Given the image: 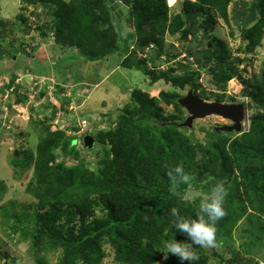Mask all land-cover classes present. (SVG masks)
<instances>
[{
    "label": "trees",
    "instance_id": "trees-1",
    "mask_svg": "<svg viewBox=\"0 0 264 264\" xmlns=\"http://www.w3.org/2000/svg\"><path fill=\"white\" fill-rule=\"evenodd\" d=\"M18 1L23 10L33 9L28 16L17 15L21 21L18 27L24 34L29 33L32 25L28 21L34 18L33 29L40 34L41 42L51 37L56 52H71L74 48L77 56L89 61L122 52V66L143 72L150 83L162 80L176 87L189 86L195 96L204 99L210 96L204 90L198 92L201 70L206 69L210 84L222 91L229 79L241 77L236 64L241 59L230 60L228 43L213 33L219 19L230 26L231 0H181L180 10L173 15L166 0H125L133 28V34L125 39L111 25L112 17L117 19L118 13L107 0ZM242 3L238 13L242 25L254 21L240 29L246 44L237 50L253 52L264 39V0ZM165 34H178L181 44L165 48ZM131 36L135 40L130 46L127 40ZM23 47L22 43L18 49L27 53ZM32 47L37 49L36 44ZM5 52L12 57L17 49ZM5 52L0 50V57ZM182 53L186 62H172L165 69L158 67ZM161 54L165 55L163 60ZM14 81L15 74L11 72L0 94H5ZM18 88L13 90L16 95L9 105L26 102L28 96L18 93ZM244 93L253 105L263 108L250 117L248 129L240 128L233 137L208 133L206 141L201 142L184 134L177 124L184 119L178 93H159L161 101L174 107L173 112L165 114L157 98L138 88L132 90L129 102L111 124L91 134L101 146L94 167L80 158L76 137L66 135L65 130H51L49 123L40 124L35 150H21L19 156L13 155L16 166L33 164L26 191L36 200L34 227L23 224L18 228L27 230L37 253L58 252L55 264H102L107 256L106 245L112 250L115 264H155L164 259L163 253L155 250L163 249L162 240H187L185 235L175 233L172 210L183 217H194L204 200L201 195L185 199L189 184H176L169 179L168 170L182 165L185 172L196 173L194 185L198 181L207 198L217 183L227 189V215L216 225L217 246L230 240L242 219L249 222V228L242 231L247 235L242 241V253L225 264H234L241 257L260 264L255 259L260 251L264 256V71L246 82ZM211 96L217 102L226 97L224 93ZM69 101L63 100V112ZM56 107L50 118L55 117ZM72 129L77 130L78 126ZM58 149L61 160L57 159ZM84 150L95 152L93 148ZM69 155L73 156L71 164L67 161ZM145 238L148 245L142 244ZM203 258L198 264L201 259L206 261ZM37 259L47 264L42 257ZM165 264L181 261L169 254Z\"/></svg>",
    "mask_w": 264,
    "mask_h": 264
},
{
    "label": "rangeland",
    "instance_id": "rangeland-1",
    "mask_svg": "<svg viewBox=\"0 0 264 264\" xmlns=\"http://www.w3.org/2000/svg\"><path fill=\"white\" fill-rule=\"evenodd\" d=\"M242 2L243 0H231L229 5L230 26L219 19L213 29V33L218 38L228 43L232 55L230 60H234L235 57L241 59L236 62L241 71V77L234 76L229 79L222 91L210 84V76L206 69L201 70L199 79L201 87L198 92L204 90L206 96H210V99L199 97L205 101H215L211 94L224 93L226 97L221 103L243 104L241 130H246L249 127L250 117L256 111L263 110L261 106L251 103L250 97L245 96L244 88L248 80L263 74L264 39L253 52L237 50L238 47H244L246 44L241 39L240 29L243 26H249L254 21L251 20L247 25H242L238 15L243 8ZM166 3L170 7L171 15L180 10L181 0H174L172 5L168 3V0ZM32 10V8L23 10L18 0H0V22H2L0 23V50L5 52L17 49L16 56L5 55L7 54L5 52L0 57V88L3 84H7L11 72L15 74L13 86L6 89L5 94H0V264H42L38 261V257H42L47 264L57 262L58 252H38V254L27 230L23 231L18 228L23 224H27L29 228L34 227L36 200L26 191V186L32 177L33 164L29 167L16 166L13 155L19 156L18 152L21 150H35L40 137L41 126L38 127L40 124L49 123L51 130H65L66 135L76 137L78 142H75V147L80 158L94 167L101 153V146L95 143L93 147L95 152H88L82 146L83 137L81 136L89 131L94 135L97 129L108 127L118 115L119 110L129 102L132 90L138 88L148 92L149 96L157 98L165 114L173 112L174 107L159 99V93L162 90L178 93L181 96L179 98L192 92L189 86L176 87L162 80L150 83L149 78L143 72L122 66V52H114L98 61L84 60L82 56H77L74 48L71 52L64 50L56 52L52 47L50 37L41 42L40 34L33 29L35 28L33 18L28 21L32 25L29 33L24 34L23 29L18 27L17 24L21 21L17 15L28 16ZM127 11L128 6L125 10H121L117 19L112 17L111 20V25L119 32L122 39L133 34ZM200 34L198 37L201 36ZM178 36V34L173 36L165 34V48L178 47L181 44ZM131 37L127 40L130 46L135 40L134 36ZM22 43L27 53L18 49ZM32 44H36V48L39 49L33 50ZM41 46H45V49L40 48ZM45 50H48V57ZM56 53L59 54L58 57ZM182 54L169 63H160L158 67L165 69L172 62L173 64L178 61L186 62ZM160 58L163 60L165 55L161 54ZM17 86L19 87L17 92L26 94L27 100L25 103L14 102L9 105L15 98L16 94L13 90ZM67 98L70 101L65 105L66 110L63 112L62 102ZM54 106H57L58 110L55 117L50 118ZM183 115L184 119L177 123L180 130L201 142L206 141L208 133L230 134L231 137L237 133L233 122L221 115L209 113L193 117L184 107ZM84 118L87 119L86 131L75 135L72 128L79 126ZM56 155L57 159L61 160L62 154L59 149ZM72 160V155L67 156L69 164ZM186 173L191 175L193 180L184 192V198L192 200L201 195L204 200L207 199L208 195L204 192L202 185L198 181L197 185H194L193 181L197 178L196 173L193 170H188ZM246 219L239 222L230 240H226L215 248L195 249L200 257L206 259L205 262L201 259V264H225L240 255L242 241H245L247 236L242 231L249 228V222ZM253 220L256 219L253 218ZM105 249L107 256L102 264H115L112 260L111 248L106 245ZM262 256L260 251L255 259L260 264H264V256ZM250 262L245 257H241V260L237 259L234 264H253ZM155 264H165V261L162 259Z\"/></svg>",
    "mask_w": 264,
    "mask_h": 264
},
{
    "label": "clouds",
    "instance_id": "clouds-1",
    "mask_svg": "<svg viewBox=\"0 0 264 264\" xmlns=\"http://www.w3.org/2000/svg\"><path fill=\"white\" fill-rule=\"evenodd\" d=\"M145 55L146 54L144 53L141 56ZM84 119L87 120L86 118ZM79 127L80 125L77 130H73L75 135L78 134L77 132L80 130ZM90 132L91 131L86 132L85 134L83 133L81 137L86 134H90ZM76 142H78V140H76ZM82 146L84 147L83 138ZM88 150L90 151L91 149ZM167 175L169 179L176 184H189L193 180V177L185 172L182 165L170 168ZM227 195L228 192L225 185L223 183H217L211 189L209 197L200 202L198 211L194 217H183L176 209H173L172 216L174 219L172 224L174 226L175 233L178 232L185 235L187 240L178 241L175 237L165 239L162 240L163 249L156 247L155 250L163 253L165 261L169 258V254H171L176 256L179 261H181V264H184V262H188V264H198L200 256L195 249H211L217 247L216 225L227 215L224 207ZM148 243L149 240L147 238L142 240V244L148 245Z\"/></svg>",
    "mask_w": 264,
    "mask_h": 264
},
{
    "label": "water",
    "instance_id": "water-1",
    "mask_svg": "<svg viewBox=\"0 0 264 264\" xmlns=\"http://www.w3.org/2000/svg\"><path fill=\"white\" fill-rule=\"evenodd\" d=\"M107 3L109 4L110 8L118 14L122 9L125 10L129 4L125 0L115 2L114 0H107ZM178 103L186 108L189 114L193 117L213 113L229 118L233 122V127L235 130L238 131L241 128L243 104H224L217 101H205L195 96L192 92H189L185 97L180 98ZM83 145L87 149H92L94 145V138L90 134L84 135Z\"/></svg>",
    "mask_w": 264,
    "mask_h": 264
},
{
    "label": "built area",
    "instance_id": "built-area-1",
    "mask_svg": "<svg viewBox=\"0 0 264 264\" xmlns=\"http://www.w3.org/2000/svg\"><path fill=\"white\" fill-rule=\"evenodd\" d=\"M34 19V18H33ZM184 54H182L183 56ZM86 130V120L84 119L81 123H80V130L77 133H82L83 131Z\"/></svg>",
    "mask_w": 264,
    "mask_h": 264
},
{
    "label": "crops",
    "instance_id": "crops-1",
    "mask_svg": "<svg viewBox=\"0 0 264 264\" xmlns=\"http://www.w3.org/2000/svg\"><path fill=\"white\" fill-rule=\"evenodd\" d=\"M40 48H42V49L44 50V49H45V46H41ZM37 49H39V48H37ZM47 51H48V50H47ZM47 51L45 50L44 52H47ZM46 55H47V57H48V52H47V54H46ZM56 56L58 57V56H59V54H57V53H56ZM60 58H61V56H60Z\"/></svg>",
    "mask_w": 264,
    "mask_h": 264
},
{
    "label": "bare ground",
    "instance_id": "bare-ground-1",
    "mask_svg": "<svg viewBox=\"0 0 264 264\" xmlns=\"http://www.w3.org/2000/svg\"><path fill=\"white\" fill-rule=\"evenodd\" d=\"M176 1V0H175ZM168 3L172 5L174 3V0H168Z\"/></svg>",
    "mask_w": 264,
    "mask_h": 264
}]
</instances>
